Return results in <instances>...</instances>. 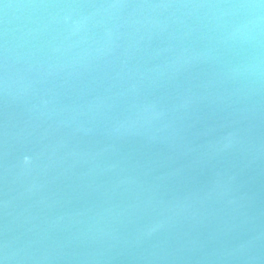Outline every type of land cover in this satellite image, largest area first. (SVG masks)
<instances>
[{"label":"water","instance_id":"95a60500","mask_svg":"<svg viewBox=\"0 0 264 264\" xmlns=\"http://www.w3.org/2000/svg\"><path fill=\"white\" fill-rule=\"evenodd\" d=\"M0 264H264V0H0Z\"/></svg>","mask_w":264,"mask_h":264}]
</instances>
